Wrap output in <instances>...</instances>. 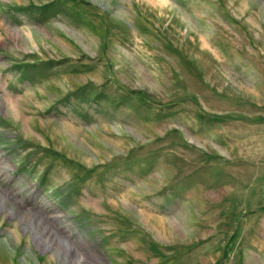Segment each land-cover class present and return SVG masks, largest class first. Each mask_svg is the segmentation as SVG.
I'll use <instances>...</instances> for the list:
<instances>
[{"label":"rangeland","instance_id":"1","mask_svg":"<svg viewBox=\"0 0 264 264\" xmlns=\"http://www.w3.org/2000/svg\"><path fill=\"white\" fill-rule=\"evenodd\" d=\"M0 264H264V0H0Z\"/></svg>","mask_w":264,"mask_h":264},{"label":"bare ground","instance_id":"2","mask_svg":"<svg viewBox=\"0 0 264 264\" xmlns=\"http://www.w3.org/2000/svg\"><path fill=\"white\" fill-rule=\"evenodd\" d=\"M20 242V241H19Z\"/></svg>","mask_w":264,"mask_h":264}]
</instances>
